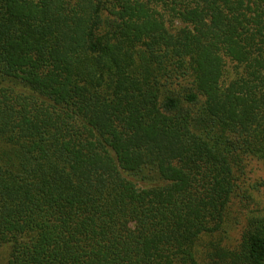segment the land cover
Here are the masks:
<instances>
[{
  "label": "trees",
  "instance_id": "1",
  "mask_svg": "<svg viewBox=\"0 0 264 264\" xmlns=\"http://www.w3.org/2000/svg\"><path fill=\"white\" fill-rule=\"evenodd\" d=\"M253 163L264 0H0V264H264Z\"/></svg>",
  "mask_w": 264,
  "mask_h": 264
},
{
  "label": "rangeland",
  "instance_id": "2",
  "mask_svg": "<svg viewBox=\"0 0 264 264\" xmlns=\"http://www.w3.org/2000/svg\"><path fill=\"white\" fill-rule=\"evenodd\" d=\"M253 169V171L255 172V175H252L253 180L257 181V184H259V187L257 188L258 191L253 192V190H249L250 195L252 196V200L249 201V209H252V211H256V210H261V214H264V167H262L260 164L258 163H253L251 165V167H249V169ZM234 214H237L236 212ZM239 219L240 224L239 225H235V227L237 229H235L234 227V235L232 233L233 237H237L240 234L241 228H242V224L243 221L246 219V215H241L238 214V217H236ZM236 232V233H235ZM231 235V233H230ZM5 254V250H0V258L3 257Z\"/></svg>",
  "mask_w": 264,
  "mask_h": 264
}]
</instances>
